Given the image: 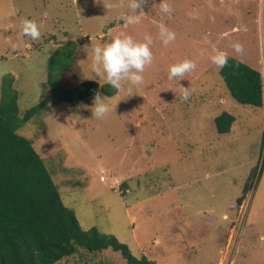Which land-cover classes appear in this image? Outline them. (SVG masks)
Wrapping results in <instances>:
<instances>
[{"label": "rangeland", "instance_id": "obj_1", "mask_svg": "<svg viewBox=\"0 0 264 264\" xmlns=\"http://www.w3.org/2000/svg\"><path fill=\"white\" fill-rule=\"evenodd\" d=\"M168 2L170 15L159 0H146L140 22L129 24L128 0H0V88L12 75L22 116L49 96L46 64L58 46L78 44L60 87L86 80L101 86L106 82L90 75L92 47L121 31L138 40L150 35L153 62L143 83L131 95L125 84L105 96L117 101L114 113L92 116L94 95L75 106L51 100L17 134L32 142L80 227L115 237L134 257L152 264H264V167L259 182L257 171L251 176L264 156V0ZM22 18L37 23L39 39L20 35ZM160 23L176 34L168 45L159 38ZM217 51L261 73L260 108L230 97L210 60ZM186 58L196 68L178 81L191 89L181 101L168 68ZM221 112L235 118L226 134L213 123ZM246 181L251 190L237 205ZM56 264L123 262L110 251L78 249Z\"/></svg>", "mask_w": 264, "mask_h": 264}, {"label": "trees", "instance_id": "obj_2", "mask_svg": "<svg viewBox=\"0 0 264 264\" xmlns=\"http://www.w3.org/2000/svg\"><path fill=\"white\" fill-rule=\"evenodd\" d=\"M113 27L106 26L104 30ZM75 41L58 46L47 59L46 83L50 94L36 105L18 110V93L13 87L14 78L8 74L2 78L0 88V264H56L74 255L78 249L86 253L110 251L119 255L123 264H152L142 256L134 257L127 245L113 236L101 234L97 229L83 230L74 211L66 207L42 158L32 142L17 134V130L41 113L51 100L57 103L77 105L99 91L110 97L116 94L107 83L98 86L91 81H79L62 88L58 81L69 70L77 49ZM230 97L238 104L260 108L263 105L262 75L259 71L228 57V64L220 68ZM235 118L221 112L214 119L217 134L231 130ZM264 167V156L255 180L259 182ZM251 190L248 181L242 194L236 199L240 205Z\"/></svg>", "mask_w": 264, "mask_h": 264}, {"label": "clouds", "instance_id": "obj_3", "mask_svg": "<svg viewBox=\"0 0 264 264\" xmlns=\"http://www.w3.org/2000/svg\"><path fill=\"white\" fill-rule=\"evenodd\" d=\"M146 0H128L127 7L130 14L126 19L129 24L140 22L138 10H142ZM160 10L170 15L173 11L168 0H159ZM20 35L30 37L33 40L40 38V30L37 23L29 18L20 20ZM159 38L164 45L176 39V34L164 23L159 24ZM152 37L145 35L142 40L135 39L127 32H117L104 44H96L91 49V73L92 79H103L112 89L121 90L122 86L127 84L128 91L133 94L132 86L143 83V73L146 66L153 62V53L150 45ZM15 48L16 45L12 44ZM232 48L235 52L243 51V45L239 42L233 43ZM211 62L217 68H223L228 64V56L223 51H217L210 57ZM196 68V64L191 59H183L173 63L168 68V79L175 80L179 85L180 100H188L191 89L184 87L178 81L184 79L186 73ZM119 101V100H118ZM117 101L109 104L105 96L99 91L94 93L93 104L91 107L92 116L97 119H103L110 112L114 113Z\"/></svg>", "mask_w": 264, "mask_h": 264}, {"label": "built area", "instance_id": "obj_4", "mask_svg": "<svg viewBox=\"0 0 264 264\" xmlns=\"http://www.w3.org/2000/svg\"><path fill=\"white\" fill-rule=\"evenodd\" d=\"M103 180V178H101Z\"/></svg>", "mask_w": 264, "mask_h": 264}]
</instances>
